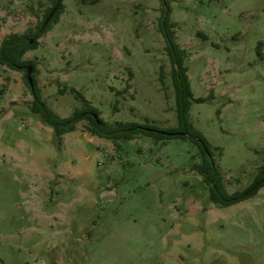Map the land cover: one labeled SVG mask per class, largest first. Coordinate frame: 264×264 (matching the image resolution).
<instances>
[{
    "label": "rangeland",
    "instance_id": "1",
    "mask_svg": "<svg viewBox=\"0 0 264 264\" xmlns=\"http://www.w3.org/2000/svg\"><path fill=\"white\" fill-rule=\"evenodd\" d=\"M169 2L194 98H205L193 101L191 121L228 191L243 190L264 165V0ZM64 4L24 55L47 104L72 115L84 106L75 88L110 123L177 127L163 1ZM51 5L0 0V44L36 28ZM32 100L25 72L0 64V264H264V186L217 206L192 168L202 161L194 140L117 146L85 119L60 143Z\"/></svg>",
    "mask_w": 264,
    "mask_h": 264
},
{
    "label": "trees",
    "instance_id": "2",
    "mask_svg": "<svg viewBox=\"0 0 264 264\" xmlns=\"http://www.w3.org/2000/svg\"><path fill=\"white\" fill-rule=\"evenodd\" d=\"M51 1L52 5L47 9L43 19L36 28H29L25 33H10L3 38L0 44V64L14 70L24 71L26 78L28 66H32L34 71L36 70L35 62L25 59L24 55L30 49L38 46V39L50 30L54 23L59 21L60 15L65 8L64 0ZM162 1L164 9L159 21V29L165 38L166 50L172 64L171 79L176 98L177 127L161 128L151 123L148 119L144 123L136 121L110 123L100 116L101 111L90 103L83 92L75 88H71V91L78 99L84 102V106L76 108L72 115L62 117L47 104L41 89L36 84L34 75H32V85L27 78L33 95L31 110L34 114L39 115L46 125L53 128V132L60 143L66 133L75 131L78 122L85 119L88 121L87 130L90 134L112 140L117 146L122 140H133L141 136L153 137L156 141L162 143L173 137L190 138L199 145L202 157V161L193 163L192 168L203 177V181L209 188V198L213 203L224 207L253 197L264 186V165L261 166L256 179L248 187L243 190L229 192L219 165L216 163L210 142L200 130L195 128L191 121L190 109L193 101H204L205 98H194L188 74L189 68L186 64V59L190 56V52L177 42L174 30L176 23L171 19L172 9L169 0ZM51 13L53 15L46 24V20ZM161 80L164 82L163 73ZM62 90L64 89H61V92ZM118 103L119 99L116 100V110Z\"/></svg>",
    "mask_w": 264,
    "mask_h": 264
},
{
    "label": "water",
    "instance_id": "3",
    "mask_svg": "<svg viewBox=\"0 0 264 264\" xmlns=\"http://www.w3.org/2000/svg\"><path fill=\"white\" fill-rule=\"evenodd\" d=\"M52 15H53V13H51L50 17L46 20V24L50 21ZM31 42H32V41H31ZM32 69H33L32 66H28V67H27V78H28V81H29V83H30L31 85L33 84V79H32V76H31Z\"/></svg>",
    "mask_w": 264,
    "mask_h": 264
}]
</instances>
